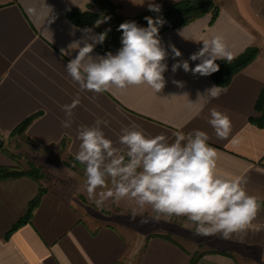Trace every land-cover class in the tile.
<instances>
[{
	"label": "crops",
	"instance_id": "obj_1",
	"mask_svg": "<svg viewBox=\"0 0 264 264\" xmlns=\"http://www.w3.org/2000/svg\"><path fill=\"white\" fill-rule=\"evenodd\" d=\"M111 1L127 17L148 11L149 0ZM176 1L155 3L162 6ZM215 1L220 7L215 21L208 13L188 25L160 33L162 45L169 52L166 86L160 93L141 86L96 94L81 90L67 74L65 65L76 52L71 56L60 52L84 35L81 31L72 35L74 29L92 28L75 24L69 16L72 10L97 11L92 0H0L3 146L16 155L13 148L23 146L43 156L52 152L51 159L44 163L30 156V161L42 166L52 181L40 180L46 189L40 205L30 222L8 238L6 233L26 213L39 184L29 176L0 180V264H187L195 252L203 250L216 252L206 253L197 264H264V127L250 122L251 117L259 115L255 104L264 86V0ZM29 8L33 9L31 14ZM50 15L55 20L48 24ZM215 35L223 37L233 58L252 46H257L260 53L227 87L219 86L218 98L205 103L197 93L202 95L218 86L214 80L182 68L173 73L171 66L176 60H189L203 46L202 40ZM170 45H175L182 56L173 60ZM97 46L92 55H104ZM197 63L189 60L190 67ZM173 80L182 81L184 86L178 87ZM77 98L72 126L63 128L61 122L66 115L62 106ZM213 108L230 118L227 139L217 138L208 123ZM34 114L38 116L25 132L13 135ZM97 118L109 122L102 128L116 147H120L121 128L133 123L146 135L164 134L170 141L176 132L204 131L208 144L218 154V170L245 179L246 192L258 198L256 217L244 232L224 240L219 235H194L195 226L185 217L141 223L154 213L126 199L119 203L110 199L98 208L88 199L83 185L76 181L67 184L79 176L84 178V165L74 159L80 143L78 129L93 125ZM64 139L67 145L62 148ZM11 141L14 145L9 144ZM63 160L74 167L69 168ZM17 161L21 162L19 158ZM16 165L0 148V166ZM134 208L138 213L135 220L131 219Z\"/></svg>",
	"mask_w": 264,
	"mask_h": 264
},
{
	"label": "clouds",
	"instance_id": "obj_2",
	"mask_svg": "<svg viewBox=\"0 0 264 264\" xmlns=\"http://www.w3.org/2000/svg\"><path fill=\"white\" fill-rule=\"evenodd\" d=\"M147 8L158 14L162 11L155 0H149ZM27 11L31 14L33 9ZM110 19L104 17L96 26ZM144 19L147 27L135 21H125L118 26L117 30L122 33L121 47L115 54L109 51L92 55L95 47L105 42L110 28L98 34H94L92 28L74 29L72 35L75 31L84 35L60 52L66 56L76 52L65 68L81 90L100 94L112 89L123 91L147 86L157 94L165 88L164 73L168 71L165 61L169 52L160 38V27L165 20L162 16L155 19L145 16ZM54 20L55 16L50 15L48 24ZM202 42L203 46L189 57L191 61H199L194 68L190 67L189 60H176L182 53L175 45H170L172 59L176 60L171 71L175 73L182 68L194 76L207 77L219 71L217 60L230 62L233 59L222 36L215 35ZM173 83L184 86L182 81L173 80ZM220 94L219 86L206 89L202 95L197 93L205 103ZM78 103L77 98L62 106L66 115L61 122L63 128H71L73 110ZM208 123L217 138L229 137L231 121L227 114L213 108ZM108 124L107 120L97 118L91 126L81 125L77 134L79 150L74 157L84 165L83 190L98 208L110 199L113 203L126 199L139 209L150 208L154 213L141 223L159 221L161 217L168 220L174 216L185 217L195 226L194 235H219L224 240L244 232L256 217L260 207L258 198L246 192L245 179L218 170V154L208 144L209 137L204 131L176 132L174 140L170 141L164 134L146 135L133 123L121 128L120 147H116L103 131L102 126ZM137 214L134 208L131 219L135 220Z\"/></svg>",
	"mask_w": 264,
	"mask_h": 264
},
{
	"label": "trees",
	"instance_id": "obj_3",
	"mask_svg": "<svg viewBox=\"0 0 264 264\" xmlns=\"http://www.w3.org/2000/svg\"><path fill=\"white\" fill-rule=\"evenodd\" d=\"M96 3L99 8L103 11L101 12H93V11H81V10H72L69 12L70 19L79 26H88L97 30L98 33H102L107 29H111L108 32L107 38L102 45H98L97 49L102 52H113L119 47H121V36L122 33L118 31V26L125 21H135L141 27H147V21L144 19L145 16H152L154 19L157 16H162L165 20V23L162 27H160V33L182 27L190 24L196 19L204 16L205 14H212V21H215L219 15L220 7L216 3L215 0H178L176 2H171L168 4H164L161 6V13H155L146 11L140 15L134 17H127L121 14L118 11V6L113 3L111 0H92ZM104 17H111L105 23H101L98 27L97 22L102 21ZM259 48L257 46H252L246 49L242 54L238 57L233 58L230 62L227 60H217L216 63L219 64V71L212 74L210 77L214 80V82L224 88L227 87L233 77L239 73L242 69H244L247 65H249L258 55ZM256 111L259 113L257 117H251L250 122L256 124L259 127H264V86L256 100L255 104ZM38 116V114H34L24 120L14 131L13 135L18 134L21 135L25 132L28 126L32 123V121ZM67 145L66 140L64 139L61 142L62 148H65ZM4 150L14 161L17 162L16 166H0V180L8 179V178H16L22 176H29L36 180L39 184V191L33 200L28 205L26 213L10 228V230L6 233L5 238H8L13 232L18 230L23 225L30 222L32 219L35 210L40 205L42 197L46 192V189L40 183L41 179H44L47 176L46 170L42 166L37 165L33 161H29L27 165L22 162L17 161L19 158L16 154L7 151L4 146L0 147ZM69 168H73L72 164L67 161H62ZM153 235V234H152ZM166 238L172 240V238L168 235H165ZM214 253L216 251H197L195 252L190 261L187 264H197L200 258L206 253ZM223 254H228L221 252Z\"/></svg>",
	"mask_w": 264,
	"mask_h": 264
},
{
	"label": "rangeland",
	"instance_id": "obj_4",
	"mask_svg": "<svg viewBox=\"0 0 264 264\" xmlns=\"http://www.w3.org/2000/svg\"><path fill=\"white\" fill-rule=\"evenodd\" d=\"M92 2H93V1H92ZM93 3H94V2H93ZM94 4H96V3H94ZM91 7H93V5H92ZM94 7L98 8V9H97V11H93V12H101V13H103V11L99 8V6H98L97 4H96V6H94ZM90 11H92V10H90ZM259 53H260V50H259ZM259 53H258V54H259ZM13 143H14V142L11 141L9 144L11 145V144H13ZM13 145H14V144H13ZM13 149H14L15 152L18 154L17 156L19 157L20 161H21L23 164H25V165H27L28 162L31 160V159H30V156H31L32 158H34L35 160L40 161L41 163H44V162L48 161V160L51 159V157H52V156H50V154L52 153L51 151L47 152L48 154H46L45 156H43L42 154H39L38 152H35V151H33V150H30V149H28V148L25 147V146H23V147H14ZM28 155H29V156H28ZM48 155H49V156H48ZM79 177H80V179H79V178H76V179H71V180L67 181V184L72 183L71 181H76L78 184L83 185L84 178L81 177V176H79ZM44 179H48L49 182L52 181V180H50L48 174H47V176H46ZM76 182H75V183H76Z\"/></svg>",
	"mask_w": 264,
	"mask_h": 264
},
{
	"label": "water",
	"instance_id": "obj_5",
	"mask_svg": "<svg viewBox=\"0 0 264 264\" xmlns=\"http://www.w3.org/2000/svg\"><path fill=\"white\" fill-rule=\"evenodd\" d=\"M5 143V140L2 136H0V146H3Z\"/></svg>",
	"mask_w": 264,
	"mask_h": 264
}]
</instances>
